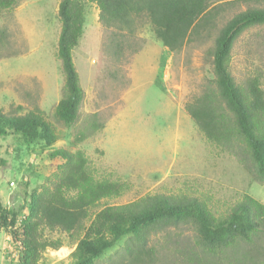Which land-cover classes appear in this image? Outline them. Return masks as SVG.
<instances>
[{
    "label": "rangeland",
    "instance_id": "rangeland-1",
    "mask_svg": "<svg viewBox=\"0 0 264 264\" xmlns=\"http://www.w3.org/2000/svg\"><path fill=\"white\" fill-rule=\"evenodd\" d=\"M60 1L15 0L12 7L0 11V32H4L0 112L12 116L40 111L59 138L43 147L42 142L28 145L19 136L0 137V203L9 213H17L16 228L28 212L30 197L55 181L57 161L48 160L46 152L56 149L84 154L95 180L124 185L119 196L102 199L91 208L85 227L106 206L154 195L196 199L216 218L226 216L244 196L264 205V182L255 178L244 146L235 140L231 147L208 140L185 110L207 88L215 89L212 51L219 30L248 8H264V0H209L210 8H220L213 26L173 52L155 37L144 14L134 17L133 34L121 38L116 30L102 26L95 4L76 0L82 5L84 24L71 54L84 96L73 125H64L54 116L64 85L57 57ZM118 39L123 43L113 53ZM228 68L238 85L256 77L264 91V26L241 34ZM92 121L101 127L91 130ZM79 133L85 137L78 141ZM43 148L47 151L41 153ZM241 157L244 163L239 162ZM43 236L59 239L62 247L42 252V264H72L70 254L82 232L65 234L44 227ZM196 237L189 224L155 233L149 241L156 251L154 264H198L196 257L200 264L209 263L211 255L199 248ZM124 240L94 264H107ZM19 250L0 226V264H19ZM250 250L244 245L228 249L216 257L215 264H229L228 257L237 253V260ZM255 262L264 264V252Z\"/></svg>",
    "mask_w": 264,
    "mask_h": 264
},
{
    "label": "trees",
    "instance_id": "trees-1",
    "mask_svg": "<svg viewBox=\"0 0 264 264\" xmlns=\"http://www.w3.org/2000/svg\"><path fill=\"white\" fill-rule=\"evenodd\" d=\"M88 1L96 5L102 26L116 30L121 38L133 34L134 17L144 14L155 37L171 52L181 49L200 30L212 27L220 12L219 6L210 8L209 0ZM14 3L15 0H0V11ZM57 12L60 19L57 57L64 85L54 116L64 125H73L78 121L84 93L71 53L82 36L84 14L76 0H61ZM254 26H264V8H248L222 26L212 51L215 89L207 88L185 110L208 140L229 147L232 140L240 142L250 157L255 178L264 182V91L256 77L238 85L228 68L234 43ZM2 38L4 32H0ZM121 40L114 44L113 53L119 50ZM100 127L92 121L91 130ZM7 135L19 136L28 145L42 142L43 147H50L59 139L40 111L12 116L0 112V137ZM84 137L79 133L77 140ZM46 151L43 148L41 153ZM46 157L57 161L53 165L55 181L30 197L28 212L19 228H16L17 213H9L0 203V226L8 230L20 248L19 264H42V252L62 247L59 239L48 240L43 236L44 227L65 234L83 233L70 254L72 264H94L121 239H125L122 246L107 264H154L157 257L149 245L150 237L167 227L185 224L195 228L196 244L211 255L210 262L205 264H215L218 255L242 245L251 250L237 260L234 259L237 253L228 257L229 264H256L255 257L264 252L261 246L264 242H260L264 238V205L249 196H244L222 218H216L196 199L147 196L125 205L106 206L85 227L91 208L102 199L119 196L124 185L95 180L81 152L56 149L46 152ZM239 162L244 163L243 157ZM196 260L201 261L197 257Z\"/></svg>",
    "mask_w": 264,
    "mask_h": 264
}]
</instances>
